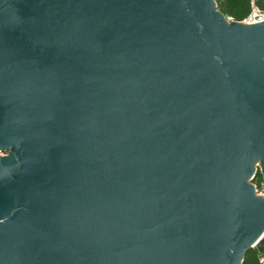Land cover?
<instances>
[{"label":"water","instance_id":"water-1","mask_svg":"<svg viewBox=\"0 0 264 264\" xmlns=\"http://www.w3.org/2000/svg\"><path fill=\"white\" fill-rule=\"evenodd\" d=\"M7 150L0 264L264 253V21L213 0H0Z\"/></svg>","mask_w":264,"mask_h":264},{"label":"trees","instance_id":"trees-1","mask_svg":"<svg viewBox=\"0 0 264 264\" xmlns=\"http://www.w3.org/2000/svg\"><path fill=\"white\" fill-rule=\"evenodd\" d=\"M217 8L224 15L231 16L235 21L242 20L248 15L251 9V0H215ZM253 183L257 189L262 188V175L259 170L256 171ZM241 264H260L258 261V252L255 248H250L243 256Z\"/></svg>","mask_w":264,"mask_h":264},{"label":"built area","instance_id":"built-area-1","mask_svg":"<svg viewBox=\"0 0 264 264\" xmlns=\"http://www.w3.org/2000/svg\"><path fill=\"white\" fill-rule=\"evenodd\" d=\"M251 9L250 12L246 17H244L242 20L236 21L240 23H259L264 21V9H259L255 3L254 0H251ZM226 21L232 22L235 21L231 16L229 15H224ZM253 186L255 188L256 193L258 192L259 194L264 195V187H262L260 190L257 189L256 185L253 183ZM264 237V231L262 234L259 236V239ZM253 248H255V243H253ZM256 249V248H255ZM258 252V251H257ZM258 261L260 264H264V253L258 252Z\"/></svg>","mask_w":264,"mask_h":264},{"label":"crops","instance_id":"crops-1","mask_svg":"<svg viewBox=\"0 0 264 264\" xmlns=\"http://www.w3.org/2000/svg\"><path fill=\"white\" fill-rule=\"evenodd\" d=\"M256 165L257 166V169L260 171L261 175H262V187H264V171L262 169V165L259 163V160L256 161ZM259 195V194H258ZM263 199H264V195L263 194H260Z\"/></svg>","mask_w":264,"mask_h":264},{"label":"rangeland","instance_id":"rangeland-1","mask_svg":"<svg viewBox=\"0 0 264 264\" xmlns=\"http://www.w3.org/2000/svg\"><path fill=\"white\" fill-rule=\"evenodd\" d=\"M214 4L216 5V1L213 0ZM217 6V5H216ZM0 155H7L10 156L9 151H0ZM253 183V182H252ZM257 195L259 194L258 192L256 193ZM258 196H261L260 194Z\"/></svg>","mask_w":264,"mask_h":264}]
</instances>
